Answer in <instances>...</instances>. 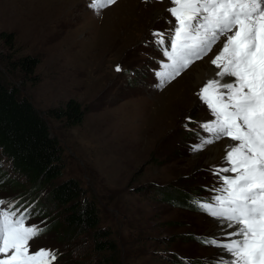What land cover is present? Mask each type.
I'll list each match as a JSON object with an SVG mask.
<instances>
[{
  "label": "rangeland",
  "instance_id": "rangeland-1",
  "mask_svg": "<svg viewBox=\"0 0 264 264\" xmlns=\"http://www.w3.org/2000/svg\"><path fill=\"white\" fill-rule=\"evenodd\" d=\"M88 4L0 0V51L39 61L36 78L23 82L33 105L45 113L74 99L85 110L80 124L50 119L64 149V175H74L99 196L101 225L110 227L122 264H178L160 257V251L179 252L191 259L189 264H231L225 250L199 241L216 236L211 232L215 220L170 198L195 188L201 196L212 183L217 187L209 169L220 167L221 154L227 151L226 138L208 146L223 143L220 153L193 151L195 142L208 135L199 121L213 119L197 96L208 79L207 69L196 77L193 65L163 88L146 70L153 59L140 53L149 51L140 45L141 36L149 38L145 32L151 27L169 24L170 0H117L99 14L88 11ZM2 33L14 35L13 48H1ZM120 64L122 71L116 72L114 65ZM188 120L190 127L198 126L191 134L184 125ZM45 208L56 215L55 206ZM220 231L215 239L226 242L231 230ZM74 242L84 244L81 237ZM63 244L52 229L31 242L33 251L57 245L62 249Z\"/></svg>",
  "mask_w": 264,
  "mask_h": 264
},
{
  "label": "snow or ice",
  "instance_id": "snow-or-ice-1",
  "mask_svg": "<svg viewBox=\"0 0 264 264\" xmlns=\"http://www.w3.org/2000/svg\"><path fill=\"white\" fill-rule=\"evenodd\" d=\"M116 2L89 0L88 7L99 14ZM170 4V29L152 33L151 43L167 60L153 73L156 86L163 88L208 57V79L197 96L213 119L201 124L208 135L193 151L226 138L221 166L209 169L219 182L215 195L193 204L231 231L227 242L202 243L225 250L231 264H264V0ZM18 203L0 200V264H56L55 250L31 246L47 225L30 224L32 207L21 210Z\"/></svg>",
  "mask_w": 264,
  "mask_h": 264
},
{
  "label": "trees",
  "instance_id": "trees-1",
  "mask_svg": "<svg viewBox=\"0 0 264 264\" xmlns=\"http://www.w3.org/2000/svg\"><path fill=\"white\" fill-rule=\"evenodd\" d=\"M1 36L5 42L1 48L14 47V35L2 33ZM38 62L35 56L15 57L0 51V200L18 201L21 210L32 207L34 215L29 222H43L47 225L45 234L52 229L57 242H64L62 249L59 245L48 246L58 253L59 260L69 264H122L121 249L110 227L101 225L99 196L88 192L74 175H64V149L50 127V119L68 125L80 124L85 110L74 99L45 113L33 105L23 82L36 78ZM15 77L20 81L14 80ZM198 190L184 191L180 197L173 195L171 202L179 206L186 204L198 212L193 204L195 197L206 198V194L198 196ZM45 204L55 206L56 215ZM77 237L84 241L80 247L74 242ZM173 248L177 249L175 245ZM159 254L178 264H189L191 260L179 252Z\"/></svg>",
  "mask_w": 264,
  "mask_h": 264
},
{
  "label": "bare ground",
  "instance_id": "bare-ground-1",
  "mask_svg": "<svg viewBox=\"0 0 264 264\" xmlns=\"http://www.w3.org/2000/svg\"><path fill=\"white\" fill-rule=\"evenodd\" d=\"M35 7V6H34ZM41 10V9H40ZM30 12V11H29ZM33 12V11H32ZM31 12V13H32ZM33 14V13H32ZM37 14V13H36ZM39 14H41V13H39ZM47 15V14H46ZM30 16V15H29ZM32 16V15H31ZM45 17V16H44ZM34 19H36V18H34ZM34 21V20H33ZM39 21V20H38ZM32 23V22H31ZM37 24V23H36ZM215 50V49H214ZM211 54V53H210ZM211 56V55H210ZM208 60V57H205V60H202V61H197L196 62V64H194V67H195V69H194V71H193V73H195L196 74V77H199V75H200V73L203 71V70H205V69H207V71H208V64H206L205 63V61H207ZM95 63H96V61H95ZM182 75V74H181ZM180 75V76H181ZM178 78H176L174 81H172V83L173 82H175L176 80H177ZM234 79V78H233ZM229 82H231V81H229ZM169 101V100H168ZM170 102V101H169ZM170 104V103H169ZM172 104V103H171ZM167 105V104H166ZM166 107V106H165ZM167 108V107H166ZM168 108H169V106H168ZM143 137V136H142ZM221 144V143H220ZM220 144H218V145H214L213 147L212 146H210V147H207V148H210V150L212 151V152H214V153H220V150L223 148V143H222V145H220ZM206 149V148H205ZM219 158V157H218ZM212 222H214V223H216L215 225H213V230L211 231L212 232V235H216L215 237H213L212 235L210 236V238L211 237H213V238H216L217 236H220L221 234H222V232L220 231V229L222 228V230L224 229V230H231V229H226V228H224L223 226H222V224H220V223H218V225H217V221L215 220V221H212ZM227 232V231H226ZM224 236V235H223ZM227 242V241H226ZM219 250H222L221 248H219Z\"/></svg>",
  "mask_w": 264,
  "mask_h": 264
}]
</instances>
